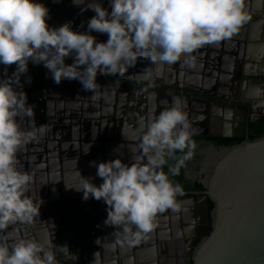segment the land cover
<instances>
[{
	"label": "clouds",
	"instance_id": "clouds-1",
	"mask_svg": "<svg viewBox=\"0 0 264 264\" xmlns=\"http://www.w3.org/2000/svg\"><path fill=\"white\" fill-rule=\"evenodd\" d=\"M74 5L96 13L88 21V32H74L70 21L49 28V9L39 0H0V64L16 65L13 74H25L30 60L43 63L56 84L79 80L96 100L102 95L98 73L124 75L139 58L157 68L174 64L206 44L230 39L250 18L245 0H111V12L96 0H76ZM92 31L107 34V42H97ZM70 55L75 57L71 65L65 63ZM17 117L35 123L26 94L17 92L11 81L0 82V232L10 224L31 223L40 215L41 206L26 195L31 177L17 169L16 154L38 133L42 135L45 127L24 131ZM189 128L187 114L176 98L172 107L148 123L139 144L140 155L133 154L130 166L121 159L98 165L90 162L103 183L97 187L83 177L82 186L75 189L83 192L85 201L91 197L106 203L104 224L119 228L123 235L117 243L136 246L154 230L158 214L181 210L177 197L184 196V189L169 179L162 166L166 156L175 160L169 173L178 176L193 157L197 145ZM59 248L70 252L67 246ZM0 264L58 261L50 244L20 239L11 247L0 242Z\"/></svg>",
	"mask_w": 264,
	"mask_h": 264
},
{
	"label": "water",
	"instance_id": "water-1",
	"mask_svg": "<svg viewBox=\"0 0 264 264\" xmlns=\"http://www.w3.org/2000/svg\"><path fill=\"white\" fill-rule=\"evenodd\" d=\"M74 1L75 0H39V2L43 3L49 9V16L47 18L49 28H59L64 24V21L67 23L72 20ZM87 2H95V0H86L85 3ZM96 2L100 3L105 9L111 12V0H96ZM83 13H87L91 16L96 15L91 9L83 11ZM259 22L263 23L264 21ZM253 23H255V20L249 18V28L253 26ZM108 38L107 34L100 33L96 40L98 42L100 40L107 41ZM232 39L233 40L227 41V45L230 47L229 53L222 55L219 61L217 59L212 61V65H218V69L221 71L215 81L213 80L211 83L210 87L212 92L198 91L187 86H180L179 84H166L160 82L156 80V73H152V78L147 77L142 79L133 77L112 78L109 77V75L105 76L98 73L97 83L101 85L102 92L99 99L93 100L91 98L93 93L87 91L86 96H81L80 94L74 95L73 88V93L65 91L64 94L60 93L58 95L59 102L57 101V105L52 106L55 107L52 111L50 109L51 107L48 106L49 100H47V95L45 93L46 80L52 78V74L44 67L43 63L34 64L30 60L28 63V72L25 73V75L32 85V90L26 91V95L30 97V99H28L29 101L36 102L30 106L38 110V113L35 111L37 114L36 119L42 125H46L48 128L50 124L54 122L58 125L56 133H61L64 137V141L59 143L58 135L55 139L56 141L52 140V142L48 141L50 135L47 136L43 133L37 136L40 139V145L44 146L40 147V150L45 149L47 151L50 149L51 151L47 154L55 157V160L47 159V162L44 165L41 164V166L52 170L50 166L55 165L56 172L59 174L55 176V179H53L51 174H48V178L41 181L49 188L53 183L54 185H59L58 183L61 182L62 176L59 168H69V163L63 162L62 158L69 157V154L76 153L79 155L80 152H82L84 156L85 152L88 150V153H91V150L98 149L101 159L100 162H107L105 159L107 150L104 147L106 144L99 142L104 138L101 136V138L98 139L99 141L96 142L95 136H93L92 139L90 135L87 139L76 138L77 131H73L71 135H69V131H67V129H70L67 127L68 119L72 120L69 121V123H82L83 126L85 125L87 128L94 127V131L97 130L98 125L104 126L108 124L119 127L121 130L120 136L124 135V133H130L128 136L131 135V137L126 140L130 142L128 145L131 146L130 150L132 151L134 147L139 148L141 137L147 130L144 129L143 122L148 124L152 119L157 117L161 111L172 107V101L176 98L181 101V108L187 113L190 127H192V125H204L206 128L207 123H210L211 110L215 109L220 113L222 109H225L227 111L222 114L220 113L221 115L218 116L221 121L220 129L226 130L225 127L230 125L229 123H234L235 130L232 134H217V136L222 138L241 139V142L236 145L222 147L212 151L211 157L202 163L200 172L202 177L200 176L198 181L202 190L184 192V196L177 197L181 207L182 205L184 207L188 205L186 203L193 205L195 201L201 203V220H197V224H200V227L193 225L195 221L192 216L189 217L190 219L188 221L183 220L184 218L181 221L195 244L192 257L188 259L186 264H264V131L260 137L253 140L248 139L246 132L247 123L252 121L251 115L256 113L258 108L264 107V95L260 96L261 91H254L256 87H258V89L264 87V57L258 59V56L254 53L257 42L252 39V37L248 36V38L242 37ZM250 57L254 60L251 64L257 63L256 66H253L255 71L252 72L246 71V62L249 61L248 59ZM67 59L68 58H66L65 63L70 65ZM258 62H261V65ZM3 67L7 68L9 66L0 64V70L3 69ZM31 67L33 68L32 72L30 71ZM249 67L252 68L251 66ZM8 81L9 80L6 78L5 82ZM15 81H17V79H15ZM66 81V79L62 80L61 83L57 85L65 88L64 86L68 85V81ZM69 81L71 84L69 86L70 89L74 84H80L82 86L79 80ZM52 83L54 84V81H52ZM13 88L18 91L17 85H14ZM179 90H187L189 92L185 93V97L187 98H179ZM151 92H158L159 94H170L173 92L175 95L164 97L161 101L158 100L161 98L150 99L151 97L149 94ZM249 92H255V95H249ZM63 98L67 100H63ZM195 103L200 104L199 109L196 107ZM102 105L106 108H103ZM186 109H188L187 112ZM232 109H236L235 113L238 115V118L233 117L234 113ZM263 115L264 112L261 117ZM134 118H143L140 121V126H135V129H130L131 132L124 131L123 129L125 128H123V126L126 125L127 120L129 121ZM64 128L67 129L64 130ZM87 132H89V130L85 133L87 134ZM101 132V134L106 133L104 130H101ZM112 132L118 133L116 130ZM192 135L193 134H191V136ZM201 135L213 136L206 132L201 133ZM85 136L87 137V135ZM126 140H123V143H125ZM29 143L30 142H26L25 144ZM94 146L97 148H94ZM130 150L127 149L126 153L132 159L129 157L127 160L121 158L123 163L129 166L134 162V153ZM138 152L140 154V151ZM126 153L123 152V155H127ZM24 158L25 157L22 155L20 156L18 151L16 154L17 164L23 162ZM96 165H98L97 162ZM16 166L18 167V165ZM82 167L86 171V169L95 168L96 166L85 164V166L83 165ZM91 181L92 180H90V182ZM69 182L71 183V181ZM70 183H66L67 187L65 188L74 190L69 187ZM80 185H77V187L80 188ZM96 185L99 186L100 184L97 183ZM81 193L82 191H79L77 194L72 195L65 192V195H60L53 199V201H51L53 203L47 201L35 202L34 204H39L41 206L40 210H43L45 213L57 208H63L66 209V211L62 213H46L40 218L38 225L21 223L20 226L15 227L16 235L14 236L4 237L0 233L2 242H7L11 247L21 234L31 236L32 234L35 235L39 233L45 244V240L47 241L48 238L50 241H53L55 235L67 236V234L77 232L78 230L72 229L73 226L69 224L67 209L70 207L81 208V206H87L89 204L98 206L106 205L105 202L97 201L91 197L85 201ZM208 202L212 203L210 210H208ZM169 213L168 215H173L177 223L180 222L177 215L179 212H172L170 210ZM163 215H165V212L157 216L160 217ZM84 219H86V217H84ZM156 220L159 219L157 218ZM45 221H48L50 224H46ZM84 224V226L87 225L86 223ZM201 225H203V228ZM198 228L204 229V232L197 235V237H201L197 242V237H194L193 231ZM117 235L121 236V231L118 232ZM122 239L123 238H118V240ZM148 239H151V248H141L140 252L137 251L135 253H142L150 250L151 252H156V247H163V245L160 244L162 242H158V244L155 243V240L157 241L159 239L157 237L155 239L154 232L148 234ZM49 244L52 246L53 251L60 250L59 246H62L58 241ZM49 244L45 245L48 246ZM56 245L58 247H56ZM142 245L141 241L136 247L139 248L142 247ZM71 251H73V249H71ZM132 254H134V252H132ZM153 259L140 262L141 260L139 261L137 258H121L116 260V264H145L146 262H148V264H155L156 260ZM161 260L164 262V259ZM57 261L58 264H61L65 259H59ZM77 261L81 264L82 260L78 258ZM99 261L101 260H95L96 264H98Z\"/></svg>",
	"mask_w": 264,
	"mask_h": 264
},
{
	"label": "crops",
	"instance_id": "crops-1",
	"mask_svg": "<svg viewBox=\"0 0 264 264\" xmlns=\"http://www.w3.org/2000/svg\"><path fill=\"white\" fill-rule=\"evenodd\" d=\"M246 4V11L247 14L249 15L250 18H253L255 20V23H253V26L249 28L248 22L244 24L241 29L239 30L238 33H236L233 37L230 39H227L225 41H222L220 43H213V44H206L199 49L195 50L190 56H181V58L175 62L174 64L168 65L165 64L162 68H157V66L152 65L150 60H146L143 58H139L137 60V63L133 67H129L128 71L124 75H109V77L112 78H118V77H133V78H152L153 75L152 73H156V80L166 83V84H179L180 86H187L189 88L198 90V91H207V92H212L211 91V83L212 81L216 79L217 76H219V73L221 72L218 69V65H212V61L214 59H217L219 61L220 57L224 54L229 53V45H227V41L233 40L232 38H244V37H252L257 43L256 48L254 50V53L256 56H258V59H262L264 57V22L260 23L259 21H264V0H245ZM94 16V15H93ZM87 13H83V11L75 14L76 20L78 22L75 24L74 28L72 30L74 32H88V21L93 17ZM73 19V18H72ZM260 25V27H259ZM92 36L97 38V36L100 35L99 32L92 31L90 32ZM98 42V41H97ZM99 42H107L104 40H100ZM229 47V48H228ZM69 59V62L71 64L74 63V55H70L67 57ZM249 61L246 62V71L252 72L255 71L253 69V66L257 63L251 64L254 60L250 57L248 59ZM252 60V61H251ZM260 61V60H258ZM264 62V61H263ZM261 65V62H258ZM251 66L252 68H250ZM11 68H16V65L14 66H9ZM223 72V71H222ZM13 74V73H12ZM23 74H14L13 77H18L22 76ZM54 81L51 78V82ZM255 92H259L260 96L264 95V87H258L255 88ZM255 92H249V95H255ZM185 93H189L187 90H179V98L184 99L187 98L185 97ZM151 98L153 99H158V98H164L168 96H172L175 93H150ZM175 97V96H173ZM176 98V97H175ZM264 98V97H263ZM103 108H106L105 106L102 105ZM54 109H51V111ZM34 111V117L32 118L35 123L31 121L29 118H22L18 119V123L21 126V129L24 131H29L32 130L33 128L40 127L42 124L36 119V113L35 111L38 110L33 108ZM184 111V109H183ZM141 113V112H139ZM143 114V113H142ZM143 118H138V119H132V120H127V123L125 126H123L124 131H130V129H135V126H140V121ZM218 123L216 128L217 131H219L220 123L221 122H216ZM228 127L225 129H228L230 132H234L235 126L233 123H229ZM147 123L143 122V127L144 129H147ZM44 126V125H43ZM83 127V126H81ZM194 128H202L204 127L203 125L199 126H194ZM190 127V128H192ZM85 128V127H83ZM102 130L104 131H121L119 127H114L113 125H104L101 126ZM131 132V131H130ZM130 134V133H128ZM131 135L128 136L129 139ZM103 138V137H102ZM103 143L104 139L101 141ZM121 143L113 142L110 143L109 146H115V148H120ZM108 145H105L104 147H109ZM97 154H92L89 155V153L85 154L83 156V153L80 152L78 157H76L75 154H69V157H64L62 158L63 162H68L69 163V168L61 169L60 173L62 174L61 179H69L71 181L69 187L73 188L74 190H70L71 194H77L76 188V182H72L73 179L80 178L83 179L84 173H97V168H88L85 170H82L81 167H76L75 163L76 160L79 158V160L82 163H88L95 162L100 163V154L99 152H96ZM123 155V154H122ZM118 159H121L120 154L117 156ZM116 158V159H117ZM46 159V158H45ZM52 160H55V157L53 156L51 158ZM106 159V158H105ZM125 159V158H122ZM110 160H115L113 158H107L106 161ZM126 160V159H125ZM45 162V161H43ZM55 162V161H54ZM81 163V165H82ZM71 165V166H70ZM81 174V175H80ZM96 176L95 174H93ZM65 187V183L63 184ZM107 205H102V206H81V208H69L67 209V217L69 216V224L73 226L72 229H77V232H74L72 234H67V236H59L55 235L54 240L50 241L49 238L47 241L45 240V244H49L51 242H57L60 243L62 246H67L69 249V253H64L63 251L61 252L60 250L55 251V256L56 260L62 259L65 261L61 262V264H77L78 258L80 260H83L81 264H96L95 260H101L98 262V264H116L117 259L125 258V259H139L140 262H145V261H150L153 258H157L160 264H168V263H163L161 259H167V248L165 249L164 247V241L160 244H162L164 247H156V252H151L147 251V253L144 251L142 253H135L137 251L140 252L141 248H151V243L150 240L145 239L143 241L142 247L137 248L136 246L134 247H129L127 243H123L122 245L117 243L118 238H123V236L117 235V229H115L114 226H107L104 224L105 219L107 218ZM86 217V219H84ZM86 223L87 225L84 226ZM91 226V227H90ZM161 229V228H160ZM164 229V225L162 227ZM2 235L3 233L0 232ZM28 239L37 241L41 244H43V239L42 236H35L32 234ZM20 239H26V235L21 234L18 237V240ZM123 240V239H122ZM121 240V241H122ZM0 242H1V237H0ZM137 248V249H136ZM73 249V251H71ZM134 249V250H133ZM157 250L161 251L162 254H160ZM134 252V254H132ZM157 252L159 256L157 257ZM162 255V256H161ZM153 257V258H152ZM92 260V261H89ZM105 260V261H102ZM107 260V261H106ZM154 260V259H153ZM145 264H148L146 262Z\"/></svg>",
	"mask_w": 264,
	"mask_h": 264
},
{
	"label": "flooded vegetation",
	"instance_id": "flooded-vegetation-1",
	"mask_svg": "<svg viewBox=\"0 0 264 264\" xmlns=\"http://www.w3.org/2000/svg\"><path fill=\"white\" fill-rule=\"evenodd\" d=\"M75 2H76V0L74 1V3ZM83 2H86V0H83ZM83 7H84L83 5H79V6L74 5V7H73V16H75V14L79 13L80 11H82ZM70 22H71V28H74V26L78 22V20H76V18L73 17V19L70 20ZM64 24H65V21H64ZM68 61H69V59H67V62ZM70 65H71V63H70ZM15 71H16V68H11V67L5 68V67H3V69L0 70V82H5L6 78H7L9 81L12 82V87H14V85L18 86V91L17 92L23 91L25 94H27L26 91L32 90L31 89L32 85H31L30 81H28V79H27L25 74H23L22 76H18L17 78L13 77L14 74H12V73H14ZM15 79H17V81H15ZM67 81L66 82H67L68 85L64 86L65 88H62V87H59L55 82L53 84L51 82V78H48L46 80L45 93L47 95V100H49L48 106L51 107L50 109H54L55 108V107H52V106L53 105L54 106L57 105L56 102L59 100L58 99V95L60 93L64 94L65 91L66 92L70 91L71 93H73V88H74V95L75 94H77V95L80 94L81 96L82 95L83 96L87 95L86 94L87 92L83 90V86H81L80 84H74L73 87L70 89V87H69L71 85L70 81L69 80H67ZM149 95L151 97V94H149ZM28 99H30V97H27V104L28 105H33L34 103H36L34 101H31V100L29 101ZM150 99H153V98H150ZM63 100H67V99L63 98ZM158 100L162 101V98L158 99ZM195 105H196V107H198V109L200 108V104L195 103ZM263 108L264 107L258 108L256 113L251 115V120L252 121L248 122L247 125H246L247 135L251 134L252 126L253 125H258L261 122V120L263 119L264 115L261 117V115L264 112ZM187 111H188V109H186V112ZM226 111L227 110L222 109L220 111V113L222 114V113H224ZM184 112H185V110H184ZM211 112H212V114L210 115V118H211L210 119V123L209 124L207 123L206 128L205 127H202V128H194V127L189 128L190 133L193 134L191 137H204L203 135H201V133H203V132L210 133L214 137L217 136V134H232V133H234L232 131L230 132L228 129H226V130L219 129V131H217V129H213V128H216V126H211V123L214 121V124H216L215 121H217V120H215V119L219 118L218 116L221 115V114L218 113V110H215V109H212ZM232 112L234 113L233 117L238 118V115H236V113H235L236 109H232ZM17 121H18V119H17ZM67 121H68L67 127L70 128V129L64 128V130L67 129V131H69V135H71V133L73 131L74 132L77 131V137L76 138H78V139L79 138L80 139H82V138L87 139L89 137V135H90L91 139L93 138V136H95L94 137L96 139L95 141L98 142L99 141L98 139H100L101 136H102L104 138V142L106 141V143H104V144L109 146L110 143H113V142L121 143L123 140H126V138L128 137L127 133H124V135L120 136V131H118V133H114V132H111V131H106V133L101 134L102 133L101 132L102 128H101L100 125H98L97 130L94 131V127L87 128V127H85V125L83 126L82 123H78V124L71 123V122L69 123V121H72L71 119H68ZM235 125H236V123H235ZM81 126H83L85 128H83ZM244 126H245V124H244ZM44 127H45V132L44 133L47 136L50 135V138L48 139V141L52 142V140L56 139L57 135L59 136V138H58V142L59 143L64 141L63 134L56 133V129L58 128L57 124H55L53 122V123L50 124V126L48 128L46 127V125H44ZM226 127H228V126H226ZM37 128H39V127H37ZM88 130H89V132H87V134H86L85 132L88 131ZM85 135H87V137ZM37 136H39V133L37 134ZM213 136H209V137H213ZM99 142L103 143L101 141H99ZM128 143H130V142H128V140H126L125 143L121 144L120 148H115V146L106 147L105 149L107 150V153L105 154L106 156L105 155L104 156L106 157V159L107 158L116 159L117 156L120 154V157L125 158L126 160L128 159V157L130 159H132L126 153L127 149L130 150V147H131V146L128 145ZM40 144H41L40 143V139L37 137L36 139L32 140L29 144H25V145L21 146V148L19 150V153H20V156L22 155L25 158H24L23 162H19L17 164L18 165L17 169L22 171V172H24V173H27L31 177V182H30V184L28 186L29 187V191L27 192V196L30 199L32 198L33 203L41 202V201L42 202L43 201H47V202L53 203V202H51V201H53V199L59 197L60 195H65V192L71 194V191L68 190L67 188H65V187H67V184L70 183V182H69V179H63L62 178L61 182L58 183L59 185H54V183H53L50 186V188H49L47 185H45L41 181V180H44V179L46 180L48 178V174H51L53 176V179H55V176L56 175L58 176L59 174L56 172L57 170L55 169V165L50 166L52 168V170H49L47 167H42L41 166V164L44 165L47 162V159H51L53 157V155H48L47 154L48 152L51 151L50 149L47 150V151L45 149L40 150V147H44V146H42ZM95 147L96 146H94V148ZM215 149H218V148H214L211 145H207L205 148L198 150V152L195 151L194 155L196 154L199 157V159L194 162L195 156L193 155V157L190 160L186 161V164L184 166V177H185V179L189 180L190 182H193L195 180L198 182L199 181V177L200 176L202 177V174L200 173L201 169H202V163L205 162L207 159H209L211 157V153ZM137 150L139 151V148L134 147V148H132V151L131 150L130 151L132 153L136 154V155H140ZM96 152H99V150L98 149L91 150V153H89V155L97 154ZM123 152L126 153L127 155H125V154L122 155ZM74 154L76 155V157H78V154H76V153H74ZM45 158H46V160H45ZM79 160H81V159L79 158L78 160H76L75 166L76 167H81L82 170H84L82 166L83 165L85 166V164H88V163L84 164V163L80 162ZM43 161H45V162H43ZM50 163L54 164L52 162H50ZM81 163H82V165H81ZM95 168H97V167H95ZM60 170L61 169L59 168V171ZM50 171H52V172H50ZM162 171L164 172V165L162 166ZM93 174H95L96 176H94ZM93 174L89 173V172L88 173H84V178L92 180L91 182L93 184H95V185L97 183L98 184H102L103 180L100 177H98L96 173H93ZM78 180H80V181H78ZM72 182H76V188H78L77 185L81 184L80 187L82 186L83 179H80L77 176V178L73 179ZM64 183L66 184L65 187L63 185ZM96 186L98 187V185H96ZM188 191L190 192V191H198V190H194L192 188L184 189V192H188ZM82 194H83V192L81 193V195ZM186 204H188V205H185V207L182 205L181 212L179 211V213L177 214L178 217H179L180 222L182 221L183 218H184L183 220L188 221L190 219L189 217L192 216L194 218V221H195L193 225L197 226V227L198 226L200 227V224H197L198 223L197 220H199V221L201 220V203L199 201H195L193 205H189V203H186ZM87 206H98V205L89 204ZM50 212L51 211H47L46 213L49 214ZM169 212H170V210L166 211L165 215L160 216V217H158V216L156 217V219L158 218L159 220H155V225L156 226H155V228H154V230L152 232H154L155 239L157 237L159 240H157V241L155 240V243L158 244V242H163L164 241V246L165 247L164 246L163 247L165 249L167 248V252L168 253L166 255H167L168 258L165 259L163 263H168V264H186L188 259H191V257H192L195 244H194L193 239L190 237V235L188 233V230L184 227V224L182 222L181 223L180 222L177 223L176 220L174 219L173 215H168V214H170ZM35 218L38 219L37 216ZM35 218H33V219H35ZM45 222H46V224H50V223H48V221H45ZM34 225H37V221L36 222L34 221ZM163 225H164V229H162ZM201 227L203 228V225H201ZM7 229H9V227ZM6 230L3 231V236L4 237H7V236H5ZM134 230H135V227L133 226V231ZM120 231H121L120 229L119 230L117 229V233L120 232ZM203 232H204V229L198 228V229L193 231V235H194V237H197L198 234H202ZM35 236L39 237L41 235L39 233H36ZM121 236H123V235H121ZM200 238L201 237H197V242L200 240ZM146 239L148 240V237ZM25 240H30V239H28L27 235H26V239ZM144 240H142V243H143ZM15 241L17 242L18 238ZM1 242H2V240H1ZM5 243H7V242H5ZM189 249H190V251H189ZM158 252L156 254L157 256L159 255ZM159 253L162 254L161 251ZM154 260H156L155 264H160V262L157 261V259H154ZM82 261H81V263H82ZM76 263L79 264L78 261Z\"/></svg>",
	"mask_w": 264,
	"mask_h": 264
},
{
	"label": "trees",
	"instance_id": "trees-1",
	"mask_svg": "<svg viewBox=\"0 0 264 264\" xmlns=\"http://www.w3.org/2000/svg\"><path fill=\"white\" fill-rule=\"evenodd\" d=\"M33 68H30V71L32 72ZM33 75H36L33 73ZM36 77V76H35ZM264 131V117L261 120V122L258 125H253L251 128V134L248 135V139L249 140H253L255 138L260 137V135L263 133ZM192 140H194L196 142V149L195 151L198 152V150L205 148L207 145H211L214 148H222V147H229L232 145H236L239 142H241V139H236V138H222L219 136H213V137H209V136H204V137H191ZM177 156H181L183 155V153L177 152L176 153ZM195 160H198L199 157L195 154ZM166 159V163L164 164V173L169 174V179L175 184V183H179L183 189H187V188H192L194 190H202L201 185L195 180L193 182H190L189 180L185 179L184 177V167L181 168L180 170V174L178 176H172L169 173V167L173 166L175 164V160L168 158L167 156L165 157ZM208 206V210L211 209L212 207V203L208 202L207 203Z\"/></svg>",
	"mask_w": 264,
	"mask_h": 264
},
{
	"label": "bare ground",
	"instance_id": "bare-ground-1",
	"mask_svg": "<svg viewBox=\"0 0 264 264\" xmlns=\"http://www.w3.org/2000/svg\"><path fill=\"white\" fill-rule=\"evenodd\" d=\"M215 120H217L216 122H221L220 121V118H216ZM218 123H216V124H214V121L211 123V126H215V125H217ZM220 126H221V123H220ZM66 211V209H63V208H57V209H55V210H51V212L49 213V214H51V213H55V212H65ZM46 213L45 212H43V210H40V215H38L37 216V218L38 219H36L35 217V219H33V221L31 222V224H33L34 225V221L36 222L37 221V225L39 224V222H40V218L42 217V216H44ZM21 223H23V222H17V223H14V224H10L9 225V229H7L6 230V232H5V236H7V237H10V236H14V235H16L15 234V227L16 226H20L21 225ZM60 228H62V227H60ZM26 234V233H25Z\"/></svg>",
	"mask_w": 264,
	"mask_h": 264
}]
</instances>
